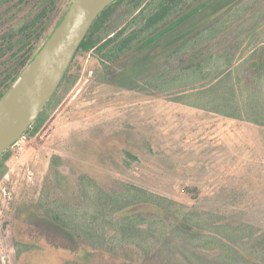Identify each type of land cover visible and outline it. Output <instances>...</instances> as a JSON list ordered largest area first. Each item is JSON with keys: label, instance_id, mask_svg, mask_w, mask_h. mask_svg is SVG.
Segmentation results:
<instances>
[{"label": "rangeland", "instance_id": "rangeland-1", "mask_svg": "<svg viewBox=\"0 0 264 264\" xmlns=\"http://www.w3.org/2000/svg\"><path fill=\"white\" fill-rule=\"evenodd\" d=\"M241 1L205 0L195 6L127 56L114 82H99L103 72L96 55L75 56L67 71L75 84L54 102L41 130L27 133L22 150H8V173L0 182V264H232L237 255L229 251L224 257L219 248H205L204 237L223 240L215 233L223 225L248 227L233 235L243 244L251 234H264V127L187 106L174 93H145V85L134 89L157 59ZM71 2L0 0V90L23 57L43 46ZM43 13L39 26L43 23L45 31L22 34ZM240 23L188 58L221 43ZM255 41H264V30ZM255 41L246 43L245 58ZM83 174L107 192H118L123 199L118 206L131 198L130 186L160 199L161 205L133 206L111 216L96 201V189L81 192ZM53 201L74 215L96 244L101 242L99 248L38 208ZM138 212L151 215L142 216L145 232L124 235L120 217ZM176 226L195 237L175 235ZM234 248L251 264H264L258 247Z\"/></svg>", "mask_w": 264, "mask_h": 264}, {"label": "trees", "instance_id": "trees-1", "mask_svg": "<svg viewBox=\"0 0 264 264\" xmlns=\"http://www.w3.org/2000/svg\"><path fill=\"white\" fill-rule=\"evenodd\" d=\"M204 1L118 0L96 19L77 54L92 53L96 55L100 60L103 72L99 82H114L122 71V67H124L122 61L127 56L134 54L143 44L185 17L195 6ZM44 17L45 13L31 22L22 31V34L29 37L28 31L32 30L38 34L43 29L44 32V24L39 26V22L41 19H45ZM239 22H241L239 26L221 43L218 42L209 50L203 51L201 56L188 58L193 52L214 42L222 33L224 34ZM263 30L264 0H243L215 22L189 35L176 48L157 59L154 62L155 68L147 72L143 84H134L136 85L134 89L142 88L145 85L142 88V92L145 93L149 91L151 94L153 92L174 93L178 101L187 106L232 119L253 122L264 127V41L258 45L255 41ZM248 41L251 44L255 41V49L249 57L245 58L244 54L250 46H246ZM39 50L34 54L24 56L16 66L15 72L6 77L3 88L0 90V98ZM220 61L223 64L220 65ZM75 82L76 78L69 77L67 72L57 91L27 133L34 135L41 130L48 120L50 111L54 108V102L59 103ZM193 98L195 99L193 100ZM125 155L135 158L128 151H125ZM8 157L9 152L7 151L0 158V182L8 173L6 165ZM79 186L84 195L88 194L90 188L96 189V201L101 203L103 210L104 208L109 210L111 216L122 213L129 207L131 209L133 206L161 205L160 199H153V195L150 196L145 190L130 186L128 187V196L131 198H127L122 205L118 206L120 200H123L117 195L118 192H107L86 174L79 178ZM38 208L53 222L70 229L84 243L99 248L101 242L96 244L87 235V232L82 231L76 225L75 216L64 211L55 201L48 203L47 207L41 202L38 204ZM142 216L151 215L138 212L120 217L122 220L120 222L121 232L130 237L145 232L140 226L146 224L147 220ZM185 221L190 222L187 218ZM191 225L193 228L196 226L194 223ZM181 226L183 227V224ZM217 228L215 233L223 237V240L217 237L212 239L204 237V246L207 249L219 248L224 257L228 255L229 251L233 252L238 257L233 258L232 264L243 260L251 264L248 262L250 260L247 259V255L237 251L234 246H255L264 252V234L256 238L251 234L247 236L249 243L243 244L240 240L234 239L233 235H241L242 232L248 230V227L235 229L223 225ZM176 230L175 235L177 236L183 233L186 238L195 237L191 231L180 226H176ZM213 262L214 264H224V262Z\"/></svg>", "mask_w": 264, "mask_h": 264}, {"label": "water", "instance_id": "water-1", "mask_svg": "<svg viewBox=\"0 0 264 264\" xmlns=\"http://www.w3.org/2000/svg\"><path fill=\"white\" fill-rule=\"evenodd\" d=\"M118 0H72L36 56L0 98V158L32 128L100 14Z\"/></svg>", "mask_w": 264, "mask_h": 264}, {"label": "built area", "instance_id": "built-area-1", "mask_svg": "<svg viewBox=\"0 0 264 264\" xmlns=\"http://www.w3.org/2000/svg\"><path fill=\"white\" fill-rule=\"evenodd\" d=\"M27 141V134H25L24 136H22L14 145L12 148H16L19 147L21 150L23 149V145L26 143Z\"/></svg>", "mask_w": 264, "mask_h": 264}]
</instances>
